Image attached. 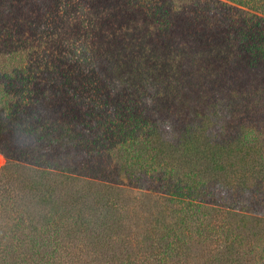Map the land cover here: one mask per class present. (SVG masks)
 Instances as JSON below:
<instances>
[{
    "label": "trees",
    "instance_id": "1",
    "mask_svg": "<svg viewBox=\"0 0 264 264\" xmlns=\"http://www.w3.org/2000/svg\"><path fill=\"white\" fill-rule=\"evenodd\" d=\"M0 264H264V0H0Z\"/></svg>",
    "mask_w": 264,
    "mask_h": 264
},
{
    "label": "rangeland",
    "instance_id": "2",
    "mask_svg": "<svg viewBox=\"0 0 264 264\" xmlns=\"http://www.w3.org/2000/svg\"><path fill=\"white\" fill-rule=\"evenodd\" d=\"M5 165V159L4 157L0 154V169Z\"/></svg>",
    "mask_w": 264,
    "mask_h": 264
}]
</instances>
